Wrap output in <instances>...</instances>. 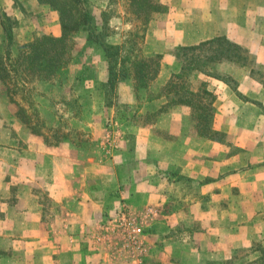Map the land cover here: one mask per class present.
Instances as JSON below:
<instances>
[{
    "label": "crops",
    "instance_id": "obj_1",
    "mask_svg": "<svg viewBox=\"0 0 264 264\" xmlns=\"http://www.w3.org/2000/svg\"><path fill=\"white\" fill-rule=\"evenodd\" d=\"M17 1L29 19L14 0H0V11L17 21L18 45L34 35H60L55 11L37 0ZM172 1L162 0L169 4V14L150 23L158 47L193 45L224 35L264 60V0H249L258 3L254 11L246 9L247 0H237L234 8L230 0ZM188 2L184 12L188 16L190 11L191 19L186 21ZM194 9L204 14V21H191ZM257 18L262 22L253 30ZM166 26L173 40L166 41ZM2 37L0 24V44ZM12 52L16 55L15 46ZM166 71L160 68L158 85L170 78ZM244 81L252 92L239 93L245 100L237 93H214L212 128L224 134L223 141L191 138L188 109L175 106L159 113L153 126L171 138L143 128L138 133L143 150L133 145L125 149L120 141L119 152L107 150L108 155L98 147L95 159L86 158L76 144L48 143L32 133L0 84V264H122L96 237L103 212L120 203L133 209L143 224L146 264H231L240 250L250 248L256 259L251 264H264L257 261L262 253L253 247L264 248V87L249 75ZM212 84L223 91L229 87L214 79ZM227 141L239 148L233 159L219 149ZM137 151L142 161L134 170L130 161ZM240 159L245 164L232 168ZM232 186L246 191V200L239 196L240 208L255 211L241 228L232 225Z\"/></svg>",
    "mask_w": 264,
    "mask_h": 264
},
{
    "label": "rangeland",
    "instance_id": "obj_2",
    "mask_svg": "<svg viewBox=\"0 0 264 264\" xmlns=\"http://www.w3.org/2000/svg\"><path fill=\"white\" fill-rule=\"evenodd\" d=\"M88 2V5H85L86 9H92L97 19L98 8L106 12V32L108 34L106 41L108 43L120 44L128 40L133 34H145L143 38L136 37L137 44L135 46V48L140 50L138 56L142 59V63H136L137 61L134 63L131 57L126 58V62L122 66L129 69V77L118 81L116 87L111 92L115 93L112 98V106L106 107L103 95V83L106 77L105 69L103 70L100 66V63L103 61L102 49L98 44L86 42L82 36L86 35V30L83 33L82 29L84 27L82 26L75 37L72 61L66 68L58 71L55 82L30 81L26 84L22 83L18 78L14 82L10 81V95L12 94L17 106L23 107V113L18 115L19 118L24 121L25 117L29 126L35 127L42 134L40 137L45 141L47 140L46 142L48 143L67 141L78 145L83 149L88 159H95L97 157L98 147H101L103 152L107 153V150L116 149L120 141L123 144L126 143L125 149L133 145L134 148L143 150L144 141L140 134L138 135V133L142 132L143 128H147L149 132L155 135L171 138L166 131L153 127L160 120V114L156 113L158 101L153 100V102H150V99L158 94L165 84L158 85L159 82L156 80L158 74L154 77L156 69L150 61L148 63L145 60L153 58V61L156 62L158 59L155 58V55L158 54L160 55L159 70L163 66L164 70H167L166 72L171 75L178 70V65L173 56V50L176 46L165 47L166 45L161 44L158 47L157 35L155 31L152 34L150 30V23L152 21L153 24L158 23L166 17L169 12V4L162 2V0H107V6H104L103 0H88ZM173 3L174 0L172 1ZM189 3L185 4V8L183 9L186 21L191 19V12L189 11L188 16L186 15L187 12H184L186 11L185 9L189 10ZM238 4L239 1L230 0L231 8H234ZM175 5L178 9L177 3ZM245 5L246 9L254 11L258 3H249V0H247ZM23 14L26 15L25 19H29L26 12ZM203 18L204 14L200 10L194 9L193 20L191 21L201 22L204 21ZM172 19L174 21V18ZM249 21L251 22V20ZM259 22H262V20L257 18L253 20L252 24L250 23L253 30L255 27H259ZM170 30L171 27H164L166 41L173 40L174 33L170 32ZM1 39L3 40V37ZM248 52L253 59L251 67L256 71L255 77H262L264 74V60H258L257 55H254L251 51ZM134 66L135 73H132L131 69ZM213 70L229 73L237 82L236 91H233L230 87H228V90L223 91L222 88H219L218 84H212L213 78L199 75V79L206 82L207 90L214 96V93H252L249 90L248 84L244 81L246 75L250 76V67L238 68L237 66L223 63L217 69L213 68ZM0 84L4 86L6 97L10 101L6 86L3 83ZM241 99L245 100V96H242ZM100 107L103 110L102 113H98V108ZM187 109L190 115V128H188L190 137L194 139L204 138L199 135L196 121L192 118L191 110ZM215 111L216 108H214V113ZM154 113L156 114L154 115ZM103 143L107 148L105 151ZM219 149H223L224 153L231 159L239 152V148L234 143L228 141L219 147ZM120 150L121 146L114 150V152L116 153ZM139 153L140 151L135 152L132 158L134 162L130 161L133 164L132 168L134 170L137 169L140 161H142ZM244 164L245 160L240 159V161L232 162V168H237ZM254 166L249 165L248 168H252L251 170H253ZM121 167H118L121 172L126 170L124 166ZM232 168L231 170L233 171ZM245 192L243 191L242 193L237 186H232V208L230 209L232 225H238L239 228L250 219L251 213H253L254 218L255 211L240 208L239 201L242 198L240 199L239 196L243 194L242 201L246 200ZM123 204L125 203H120L114 209L105 210L101 221H106ZM259 246H255L254 249ZM108 252L110 253V251ZM250 252L251 248L240 250L238 256L233 259L231 264L253 263L256 259ZM117 258L120 263L125 264L122 257L117 256Z\"/></svg>",
    "mask_w": 264,
    "mask_h": 264
},
{
    "label": "trees",
    "instance_id": "obj_3",
    "mask_svg": "<svg viewBox=\"0 0 264 264\" xmlns=\"http://www.w3.org/2000/svg\"><path fill=\"white\" fill-rule=\"evenodd\" d=\"M37 1L57 13L61 30L59 36L36 35L32 41L18 45L14 35L15 19L0 11V24L3 30V40L0 44V83L6 86L10 102L15 103L12 94L10 95V81L14 82L17 78L26 84L30 81L45 83L56 81L58 71L66 68L72 61L75 37L80 27L83 26L86 28V42L98 44L102 49L106 73L103 95L105 106H112L115 93L111 92L119 80L129 77V69L122 66L126 58L131 57L134 63L135 61L142 63V59L138 56L140 50L135 46L136 37L143 38L145 34H133L123 43L111 44L106 41L108 37L106 12L98 8L97 19L92 9H86L85 5H88V0ZM14 5L25 13L17 0H14ZM14 46L16 55L12 52ZM173 56L178 65L177 72L173 73L160 92L150 99V102L158 101L156 113L166 112L175 106H185L191 110L192 118L196 121V128L201 137L223 141L224 134L212 128L215 96L207 90L206 82L200 80L199 75L216 79L236 91V79L229 73L216 71L213 68L217 69L223 63L238 68L250 67V76L263 87L264 74L262 77H255L256 71L251 67L253 59L249 52L224 35H218L193 45L178 46L173 50ZM155 58L158 59L156 62L153 58L145 59L147 62L150 61L156 69L154 77L159 71L160 55H155ZM131 70L135 73V66ZM237 95L241 98L239 93ZM254 104L261 107L259 103L254 102ZM21 113H23V107L18 105V115ZM23 122L28 125L32 133L42 136L35 127L29 126L25 117ZM256 250L262 253L257 261L264 262V248L259 246Z\"/></svg>",
    "mask_w": 264,
    "mask_h": 264
},
{
    "label": "built area",
    "instance_id": "obj_4",
    "mask_svg": "<svg viewBox=\"0 0 264 264\" xmlns=\"http://www.w3.org/2000/svg\"><path fill=\"white\" fill-rule=\"evenodd\" d=\"M143 229L139 215L123 204L99 225L96 237L102 247L122 257L125 264H146L148 248Z\"/></svg>",
    "mask_w": 264,
    "mask_h": 264
}]
</instances>
